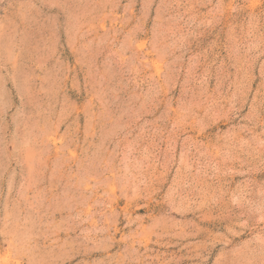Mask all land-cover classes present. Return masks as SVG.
<instances>
[{
    "label": "rangeland",
    "instance_id": "1",
    "mask_svg": "<svg viewBox=\"0 0 264 264\" xmlns=\"http://www.w3.org/2000/svg\"><path fill=\"white\" fill-rule=\"evenodd\" d=\"M0 264H264V0H0Z\"/></svg>",
    "mask_w": 264,
    "mask_h": 264
},
{
    "label": "bare ground",
    "instance_id": "2",
    "mask_svg": "<svg viewBox=\"0 0 264 264\" xmlns=\"http://www.w3.org/2000/svg\"><path fill=\"white\" fill-rule=\"evenodd\" d=\"M158 73V72H157Z\"/></svg>",
    "mask_w": 264,
    "mask_h": 264
}]
</instances>
